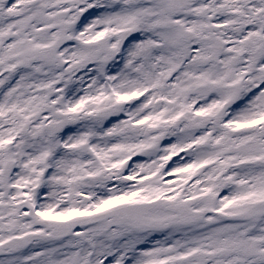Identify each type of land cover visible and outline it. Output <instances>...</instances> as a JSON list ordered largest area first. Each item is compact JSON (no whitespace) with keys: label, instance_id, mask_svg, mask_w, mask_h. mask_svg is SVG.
Returning a JSON list of instances; mask_svg holds the SVG:
<instances>
[{"label":"snow or ice","instance_id":"1","mask_svg":"<svg viewBox=\"0 0 264 264\" xmlns=\"http://www.w3.org/2000/svg\"><path fill=\"white\" fill-rule=\"evenodd\" d=\"M0 264H264V0H0Z\"/></svg>","mask_w":264,"mask_h":264}]
</instances>
